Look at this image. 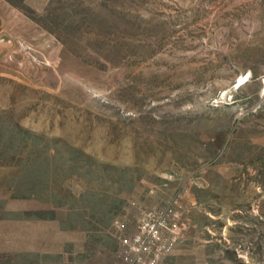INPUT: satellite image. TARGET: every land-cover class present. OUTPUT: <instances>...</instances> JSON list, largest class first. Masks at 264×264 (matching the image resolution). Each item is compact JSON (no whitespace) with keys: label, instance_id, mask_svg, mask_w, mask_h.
<instances>
[{"label":"rangeland","instance_id":"374dc122","mask_svg":"<svg viewBox=\"0 0 264 264\" xmlns=\"http://www.w3.org/2000/svg\"><path fill=\"white\" fill-rule=\"evenodd\" d=\"M27 1L58 56L39 83L0 67V122L35 137L45 160L56 152L48 184L65 204L92 192L117 214L83 215L82 252L20 263L118 264L117 222L154 189L181 192L190 221L165 264H264V0ZM24 153L0 161V222L22 218L7 202L34 201L13 200ZM73 153L95 167L67 174ZM70 205L55 208L63 229L82 218Z\"/></svg>","mask_w":264,"mask_h":264},{"label":"crops","instance_id":"0c3cea01","mask_svg":"<svg viewBox=\"0 0 264 264\" xmlns=\"http://www.w3.org/2000/svg\"><path fill=\"white\" fill-rule=\"evenodd\" d=\"M24 5H28L27 0H0V67L17 71L31 82L39 83L48 64L57 59L60 46L50 33L21 9ZM6 204L5 213L14 210L23 213L21 220L7 218L0 222L1 256L64 258L71 255L68 247L75 248L78 254L82 252L79 246L83 247L88 242L87 235L80 228L63 229L65 220H58L59 210L53 207L35 201H9ZM43 208L52 211L53 218L33 220L32 215ZM15 230L21 231L15 233Z\"/></svg>","mask_w":264,"mask_h":264},{"label":"trees","instance_id":"16d2710c","mask_svg":"<svg viewBox=\"0 0 264 264\" xmlns=\"http://www.w3.org/2000/svg\"><path fill=\"white\" fill-rule=\"evenodd\" d=\"M3 119V118H0ZM11 130V132H9ZM36 138L31 136L30 134L26 133L25 131L19 130L17 128H9L7 124H4L3 122H0V161L3 162L6 158H13L17 154L23 153L24 150H26V153H24L23 156H25V161L20 162L18 167L20 168L19 177L17 178V183L12 187V191L14 193L13 200H34L36 202L44 203V204H50L54 206L55 208L59 207H65L66 205H70L71 202H77V207L71 206V216L69 217V220H72L73 214H79L82 218L77 219V222H72L70 229L81 227L78 225L79 222L84 225L86 223L85 218L83 215L89 214V218L91 219H98V210L101 205H103V208L105 209V215H99L100 218H105L107 220H110L112 217L117 214V212L112 215V211H116L115 208H113L114 202L108 203L105 200L100 201L101 195L99 197L98 194L87 192L84 193L82 196L79 197V199H72V201H67L65 204V201L61 199V197L58 195H54L55 188L51 187L48 182L52 180L54 175L51 174L49 166H53L54 162L57 159L56 152L54 156L47 157L48 160H45V151L44 147H40L35 143V145H30L28 142H36ZM22 148V152H17L18 149ZM35 155L34 159H31V157ZM47 155V154H46ZM73 155L77 158L72 162L71 169L67 170V174H73L75 172H78L79 169L83 168L87 164H89V169L92 170V167H95V162L89 163V160L85 159L82 160L80 156L76 153H73ZM32 160V161H31ZM44 160V162H42ZM41 161V163H39ZM46 164V165H45ZM9 165V164H4ZM38 165L40 169L34 170L35 167ZM108 169H114L113 166H106ZM61 168V167H60ZM58 169V168H57ZM62 169V168H61ZM33 171H35V174H32ZM82 173V177L87 178L89 176V171H84ZM99 173L97 171L91 173L89 176V181H93V179L98 177ZM39 178V180H37ZM53 191L51 194H48V191ZM45 194L49 195L45 198ZM104 196V195H103ZM122 208V207H121ZM33 220H47L53 218L50 212L48 213H34L32 215ZM22 219V218H21ZM17 219V220H21ZM71 222V221H70ZM111 222V221H109ZM107 227V224L104 226ZM39 258L40 256H15L14 259L8 264H21L20 262H23L24 258ZM25 264H40L37 261H31L27 262Z\"/></svg>","mask_w":264,"mask_h":264},{"label":"built area","instance_id":"2783aa9c","mask_svg":"<svg viewBox=\"0 0 264 264\" xmlns=\"http://www.w3.org/2000/svg\"><path fill=\"white\" fill-rule=\"evenodd\" d=\"M182 194L158 199L151 189L144 199L131 203L133 219L117 222L118 264H165L187 242L190 221L180 206Z\"/></svg>","mask_w":264,"mask_h":264},{"label":"bare ground","instance_id":"6f19581e","mask_svg":"<svg viewBox=\"0 0 264 264\" xmlns=\"http://www.w3.org/2000/svg\"><path fill=\"white\" fill-rule=\"evenodd\" d=\"M244 82H245V78H243V77L239 78L238 81H237V86L236 87L241 86Z\"/></svg>","mask_w":264,"mask_h":264}]
</instances>
